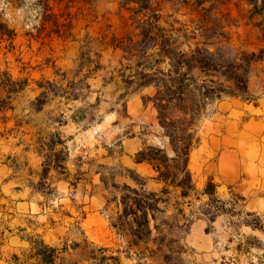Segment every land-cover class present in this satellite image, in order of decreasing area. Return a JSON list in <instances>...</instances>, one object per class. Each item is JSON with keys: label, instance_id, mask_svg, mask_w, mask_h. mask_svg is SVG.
I'll return each mask as SVG.
<instances>
[{"label": "rangeland", "instance_id": "1", "mask_svg": "<svg viewBox=\"0 0 264 264\" xmlns=\"http://www.w3.org/2000/svg\"><path fill=\"white\" fill-rule=\"evenodd\" d=\"M146 1L150 9L137 14L124 0H0V19L15 30L12 50L0 44V72L28 79L0 109V264H43L41 241L55 249L53 264H116L110 257L117 264H264V15L243 0ZM152 14L173 35L188 36L180 38L183 51L198 45L237 63L241 54L260 58L244 67L242 98L229 96L223 70L194 68L182 101L168 103L173 134L192 137L187 169L195 191L160 205L166 214L159 219L180 226L173 236L185 252L176 260L163 245L169 260L138 261L136 248L111 226L122 196L113 185L136 189L133 178L159 191L150 166L132 157L142 145L173 152L151 101L154 87L124 84L117 71L133 63L112 46L139 40L138 23ZM84 45L103 70L78 69ZM210 87L223 93L214 97ZM41 92L46 103L36 112L31 102ZM206 186L214 198L203 194Z\"/></svg>", "mask_w": 264, "mask_h": 264}, {"label": "trees", "instance_id": "2", "mask_svg": "<svg viewBox=\"0 0 264 264\" xmlns=\"http://www.w3.org/2000/svg\"><path fill=\"white\" fill-rule=\"evenodd\" d=\"M243 1L252 6L253 12L264 15V0ZM124 2L134 3L137 6L135 10L137 14L150 9L146 0L143 2L124 0ZM159 20L160 16L157 14L147 15L137 26L139 40L134 41L127 38L112 46L121 50L124 60L133 63L132 67L129 65L125 67L120 64L117 73L124 84L133 85L137 90L147 86L154 87L155 94L151 101L158 111L159 125L164 130L173 152L172 156H168L160 148L142 145L132 157L135 164L150 166L155 174L154 182L161 185L159 191L145 190V181L138 182L133 178V182L138 186L136 189L125 184L120 187L113 185L114 188L120 189L122 196L117 202V208L120 210L116 221L111 226L127 238L129 246L136 248L138 261L156 255H161L165 260H169L170 255L162 253L163 245L172 256L176 257V260L185 252L182 246L177 245V240L173 236V232L180 229V226L171 217L166 220L159 219L160 216L166 214L165 208L160 207V205H167L171 198L174 200L186 199L190 193L195 191V186L187 169L192 137L190 135L177 137L173 134L176 131L174 124L167 123V117L164 115L168 103L172 100L182 101L184 92L188 87V75L194 68L201 72L223 70L224 73H220L222 79L232 86L231 91L228 92L229 96L242 98V96L248 95L247 71L244 67L248 68L252 62L260 58L259 55L241 54L240 59H237L239 63H237L235 59H232V61L224 59L219 54L218 49L212 52L207 47H199L198 45L188 51H183L180 38L187 40L188 36L185 34L181 37L173 35L170 29L158 25ZM194 37L195 34L193 33L191 38ZM14 38L15 30L0 19V44L6 42L5 48L12 50ZM226 49L228 52H233L230 47H226ZM87 51L85 45L81 47L78 69L89 64L86 69L87 75L103 70L99 62L100 56H97L96 61H91ZM163 64L167 66V69L161 68ZM83 77L86 78L87 76L84 75ZM69 84L72 87L77 85L73 82ZM27 87V78L14 79L10 74L0 72V91H3L6 95L3 99H0V109L7 108L10 104V97L24 92ZM36 88L38 90L42 88L40 83H36ZM85 88L89 89V86L85 84ZM207 88L204 83L201 85V96L205 99L208 98ZM209 90L214 94V97H218L223 93L220 88L210 87ZM46 95L47 93L41 92L31 102L34 111H39L46 103ZM52 95H55V93ZM57 96L60 97V95ZM62 97L72 100L78 98L75 93L66 92ZM70 119L75 120L74 117H70ZM79 119H83V117L80 116ZM168 126L172 128V131L168 130ZM210 184L208 183V186ZM208 186L203 190V194L214 198V191H208ZM175 211L177 216L183 217V211L180 207H177ZM213 221L214 218L209 219L210 223ZM149 244H152L155 248H150ZM174 245L176 246L174 247ZM40 246L42 247L39 254L40 261L43 264H53L55 249L48 247L42 241ZM126 249L125 252L128 253L129 249ZM110 259L115 261L116 264L118 263L117 258L110 257Z\"/></svg>", "mask_w": 264, "mask_h": 264}, {"label": "crops", "instance_id": "3", "mask_svg": "<svg viewBox=\"0 0 264 264\" xmlns=\"http://www.w3.org/2000/svg\"><path fill=\"white\" fill-rule=\"evenodd\" d=\"M136 152H137V150L135 151V153H136ZM131 162H132V160H131ZM132 163H133L134 165H136V166H137V165H141V164H135L134 162H132Z\"/></svg>", "mask_w": 264, "mask_h": 264}]
</instances>
